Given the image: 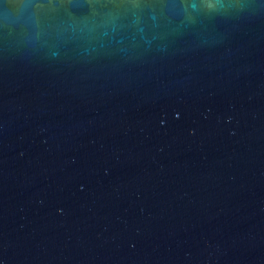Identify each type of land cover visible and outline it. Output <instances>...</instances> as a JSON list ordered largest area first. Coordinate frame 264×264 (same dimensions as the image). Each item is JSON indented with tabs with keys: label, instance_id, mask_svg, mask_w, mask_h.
Masks as SVG:
<instances>
[{
	"label": "water",
	"instance_id": "95a60500",
	"mask_svg": "<svg viewBox=\"0 0 264 264\" xmlns=\"http://www.w3.org/2000/svg\"><path fill=\"white\" fill-rule=\"evenodd\" d=\"M0 264H264V0H0Z\"/></svg>",
	"mask_w": 264,
	"mask_h": 264
}]
</instances>
